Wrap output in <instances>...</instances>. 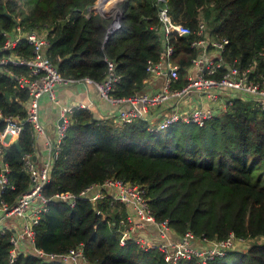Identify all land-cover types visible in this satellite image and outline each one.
<instances>
[{
  "label": "trees",
  "instance_id": "obj_1",
  "mask_svg": "<svg viewBox=\"0 0 264 264\" xmlns=\"http://www.w3.org/2000/svg\"><path fill=\"white\" fill-rule=\"evenodd\" d=\"M95 1L0 0V55H32L26 39L2 48L3 33L16 26L22 33L47 30L46 54L64 77L102 81L112 62L119 78L110 93L131 96L147 90V60H157L163 48L159 9L165 6L174 21L191 29L204 22L209 37L227 38L220 51L227 63L247 66L256 60L264 72V0H123L120 27L111 31L112 17L89 9ZM195 37L169 34L171 60L180 71L177 86L198 52L190 45ZM27 73V67L12 63L0 69L2 115L27 116L28 91L15 77ZM3 126L0 117V130ZM149 126L139 118L123 124L98 118L75 106L44 194L78 193L109 177L139 183L155 217L168 219L179 235L191 231L200 238L221 239L232 232L252 239L247 248L231 249L207 264H264V111L237 99L231 109L201 126L176 122L156 131ZM34 143L32 125L24 121L17 140L2 150L14 185L1 193L8 204L29 188L23 156L34 154ZM125 207L107 198L95 203L78 199L74 207L53 199L34 226V247L61 253L82 243L90 264H173L158 248L142 249L133 240L119 243ZM12 232L0 236V264H7L14 246ZM20 244L16 264H65L41 261L28 244ZM175 264L197 263L181 259Z\"/></svg>",
  "mask_w": 264,
  "mask_h": 264
},
{
  "label": "built area",
  "instance_id": "obj_2",
  "mask_svg": "<svg viewBox=\"0 0 264 264\" xmlns=\"http://www.w3.org/2000/svg\"><path fill=\"white\" fill-rule=\"evenodd\" d=\"M120 18L121 10L118 9L112 15L111 26L115 29L120 27ZM159 19L164 34L163 48L157 60H147L148 77L144 80L147 84L149 80L159 79V84L154 91L146 90L126 97H116L110 93L114 82L119 78L114 72L112 62L108 63L107 76L102 81L67 78L46 54L47 30L22 33L21 27L16 26L11 32L3 33L6 36L3 49L15 47L21 39H26L32 47V55L29 57L13 53L0 55V69L9 63L28 68L27 74H15V77L29 95L25 118L0 113L4 121V126L0 130V236L11 229L13 232L10 241L14 245L10 250L7 264H16L17 254L23 247L20 246V242L28 244L27 246L41 261L59 260L65 264H90L84 254L82 243L61 253L46 252L34 247V226L39 222L41 213L48 210L49 202L53 199L69 207H74L78 199L95 203L107 198L110 202L124 204L126 213L119 219V243L124 244L128 240H133L142 249L158 248L168 263L175 264L181 259H195L197 264H207L213 257L222 256L231 249H243L251 242L252 239L249 237L236 236L232 232L221 239L200 238L191 231L179 235L173 230L168 219H157L152 213L143 186L122 178L109 177L102 182L91 183L78 193L58 191L48 196L43 192L44 186L50 181L53 163L58 157L69 116L74 108L60 103L56 94V89L60 85L77 81L93 84L103 99L120 105L115 117L118 123L131 122L136 118L144 119L150 122L148 127L150 131L168 128L176 122L204 125L217 113L231 109L237 99L251 101L258 109L264 111V72L257 68L256 60L247 66L235 62L227 63L220 51L228 39L209 37L204 22L196 29H191L174 21L165 6L159 9ZM170 33L197 35L190 41V45L198 52L190 58L183 75L185 81L180 86L175 85L180 81V71L178 64L171 60L173 46L169 40ZM42 95H46L52 103L59 105L61 122L57 124L54 139L46 138L47 160L37 163L34 154H24V165L29 173V188L12 204H8L1 198V193L13 188L14 185L8 180L9 165L3 159L2 150L17 140L24 121L31 123L35 140L45 135L44 125L39 120V103ZM123 104H127V107H123ZM14 221L16 224H11Z\"/></svg>",
  "mask_w": 264,
  "mask_h": 264
},
{
  "label": "crops",
  "instance_id": "obj_3",
  "mask_svg": "<svg viewBox=\"0 0 264 264\" xmlns=\"http://www.w3.org/2000/svg\"><path fill=\"white\" fill-rule=\"evenodd\" d=\"M122 1L108 0L105 3H109L111 7L119 4L120 7ZM158 84L159 79H152L147 81L146 88L151 92L156 90ZM56 94L61 104L72 107L85 105V108L90 109L98 118L114 119L120 106L103 99L93 84L83 81L60 85L56 89ZM123 107H127V104H123ZM152 113L154 114V112ZM39 120L44 125L46 133L35 140L34 159L37 163L48 159L46 138L54 139L59 121V105L52 103L46 95L40 97Z\"/></svg>",
  "mask_w": 264,
  "mask_h": 264
},
{
  "label": "water",
  "instance_id": "obj_4",
  "mask_svg": "<svg viewBox=\"0 0 264 264\" xmlns=\"http://www.w3.org/2000/svg\"><path fill=\"white\" fill-rule=\"evenodd\" d=\"M99 3H100V0H96L95 3L89 9H96L100 14H102L103 16H106V17H112L113 13L115 11H117L118 9H120L119 4L118 5L115 4L113 8H111L110 10H107L106 11V10H104V9H102L100 7V4ZM109 29L111 31V30H114L115 28L110 25V28ZM60 122H61V120L58 121V123H60Z\"/></svg>",
  "mask_w": 264,
  "mask_h": 264
},
{
  "label": "bare ground",
  "instance_id": "obj_5",
  "mask_svg": "<svg viewBox=\"0 0 264 264\" xmlns=\"http://www.w3.org/2000/svg\"><path fill=\"white\" fill-rule=\"evenodd\" d=\"M100 4V7L102 8V9H104V10H110L111 8H113V7H111V5H109V3H105L104 1H103V3L101 2V3H99Z\"/></svg>",
  "mask_w": 264,
  "mask_h": 264
},
{
  "label": "rangeland",
  "instance_id": "obj_6",
  "mask_svg": "<svg viewBox=\"0 0 264 264\" xmlns=\"http://www.w3.org/2000/svg\"><path fill=\"white\" fill-rule=\"evenodd\" d=\"M103 1L104 2H106V1H108V0H100V3L102 2L103 3ZM212 54H213V52H212ZM177 142H179L181 145H183L184 144V142L183 141H177ZM11 224H16V222L14 221V222H12ZM249 245V243L248 244H246V246L243 248V249H245L247 246Z\"/></svg>",
  "mask_w": 264,
  "mask_h": 264
}]
</instances>
